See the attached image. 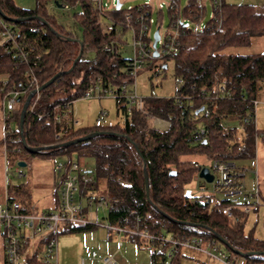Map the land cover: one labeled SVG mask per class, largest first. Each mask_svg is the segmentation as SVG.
<instances>
[{
	"label": "trees",
	"instance_id": "16d2710c",
	"mask_svg": "<svg viewBox=\"0 0 264 264\" xmlns=\"http://www.w3.org/2000/svg\"><path fill=\"white\" fill-rule=\"evenodd\" d=\"M53 3L75 11L73 18L80 35L58 24L48 13L46 6ZM0 8L7 18L17 20L6 21L18 29L20 43L34 47L33 57L41 56L36 67L31 63L17 68L14 51L0 46V82L2 76L8 75L10 88L17 86L25 80V70L34 68L41 87L58 73L68 72L77 61L72 71L40 92L33 112L29 108L25 114L23 131L20 120L26 99L21 101V106L13 113L14 137L22 136L25 140L18 144L8 142L9 153L67 157L68 162L74 161V155L91 157L96 164L94 188L106 193L109 199L105 217L109 224L153 234L202 237L225 247L231 255L255 252L257 254L241 257L246 264H264V240L256 238L254 230L246 229L249 215L237 214L231 220L225 213L215 211L219 203L215 204L213 199L201 195L189 204L186 195L187 185L199 173L195 165L198 162L186 157L199 156L207 161L247 160L255 157L256 139L261 136L264 142V132L255 128L254 121L244 122L253 109L252 101L264 96V53L225 52L229 48L247 46L252 38L264 36V7L228 4L222 0L203 31L196 32L191 27L182 29L179 52L166 62H173L175 78L182 80V84L177 85L176 95L192 96V102L145 98L143 111L135 109L128 115L124 102L116 99L123 124L93 128H74L72 114L67 109L72 101L79 100L99 81L104 90L132 82L131 59H125L120 53L123 43L120 36L125 29L120 30L107 20L106 24H100V14L94 11L91 0H37L35 10L19 8L14 0H0ZM168 13L172 20L173 14L181 12L177 7ZM199 14L196 0H189L180 17L193 19ZM162 15L163 12H158L157 24H161ZM107 18L122 20L123 14L115 11ZM110 45L114 51H105ZM217 95L220 98L213 100L216 110L206 119L200 109L212 108L213 101L209 97ZM153 119L168 121V129H156ZM202 126L209 129V134L204 140L195 141ZM93 133L100 134L69 147L37 153L29 151L57 146ZM10 200L16 201L13 196ZM54 208H57V199ZM92 228L65 226L60 234ZM218 237L239 254L222 244ZM132 239L144 245L140 239ZM149 244L153 248L150 264H165L169 248ZM183 257L182 251H177L171 264H181ZM2 264H7L5 259ZM27 264L43 263L33 255Z\"/></svg>",
	"mask_w": 264,
	"mask_h": 264
},
{
	"label": "built area",
	"instance_id": "2783aa9c",
	"mask_svg": "<svg viewBox=\"0 0 264 264\" xmlns=\"http://www.w3.org/2000/svg\"><path fill=\"white\" fill-rule=\"evenodd\" d=\"M127 1L129 0H91L94 11L100 14V24L107 20L110 25H117L120 30L124 28L125 32H131L133 44L132 58L129 65L132 82L104 90L99 84L101 81H99L96 85H91L81 98L101 99L111 93L115 99L124 102L127 114L131 115L135 109L143 111L144 98H140L136 94L135 79L152 59H156L153 47L154 35L152 36L151 34L152 25L155 24L153 15L163 12L165 6L159 0H144L143 4L123 8L124 3ZM208 1H210L213 8V13L209 19L211 20L215 16V10L219 8L222 0ZM196 3L200 14L190 19L180 17L184 10H181L177 0H168L167 9L175 11L179 7L181 13L173 14L172 20L170 19L168 32L162 34L160 32L161 29L159 30L158 58L163 60L171 59L179 52L182 29L191 27L194 31L199 32L206 28L207 23L203 24V19L206 13L207 0H196ZM118 5H120L119 8ZM188 5L189 1L185 8ZM115 11L123 14L122 20L107 18L110 13ZM19 39L20 35L15 25L9 24L0 16V46H4L7 51H14V57L18 62L17 68L20 65L27 66L31 63L36 67L41 56L33 57L34 47L21 44ZM105 51H114L113 46H106ZM157 73L159 71L155 70L154 76ZM221 73L222 70H219L218 74ZM24 75L26 76L25 80L20 81L17 86L12 88L9 86L8 75L2 76L0 82V95L3 99L2 119L4 122L3 144L5 153H8V142L11 141L18 144L25 140L22 136L14 137L16 129L12 127V122L14 121L13 113L21 106L22 100L27 99L30 94L34 93L27 108V111L30 108L33 112L34 106L40 97V84L35 69H26ZM176 83L181 85L182 80L177 78ZM192 87H195V85ZM203 97L208 98L206 95H203ZM219 98L220 95L213 98L209 97L212 101ZM174 99L179 103L183 101L189 103L192 102L193 97L176 95ZM76 102L77 100L72 101L67 109V112L72 114V126L74 128L80 126L79 121L75 118L74 107ZM252 104L253 109L244 122L246 124L253 120L256 128L257 112L261 106H264V97L254 99ZM215 108L214 101L212 108L204 106L203 116L206 119L211 118L216 110ZM105 114L104 112L102 117ZM208 134V128L200 127L195 135V141L204 140ZM257 140L258 138L256 139V146ZM195 165L199 169V173L194 177V180L202 179L199 176L201 170L208 168L213 176V180L210 183L215 185L213 192L223 196L222 200L214 199L213 195L205 194L207 191L205 185L198 187L202 196L213 199L215 204L219 203L216 206V212H223L229 219L234 220L237 214L251 215L259 207L264 206L258 190V182L256 181L257 188L255 191L249 192L244 182L248 170L239 166L236 162L217 159L211 161L208 166L200 163ZM16 172L20 177L23 175L18 169ZM54 175L53 194L55 199H57V208L54 211H36L34 207L30 205L23 206L19 201L10 200L8 197L3 202H0V237L3 241L4 259L7 264H27L28 259L33 255H37L43 264H59L58 239L62 228L65 226L105 227L118 236H129L130 238H138L144 243H156L161 247L166 246L169 250L165 264H171L174 254L179 250L203 253L220 264H246L243 257L231 255L225 252L221 246L202 237L186 238L170 234H153L147 230L114 226L107 221L106 224L101 221L98 222L96 221L97 211L108 209L109 199L103 191L95 190L94 174L82 167L78 161L68 162L67 160L66 162L58 161L55 163ZM255 175L257 176V171ZM194 198L188 197L187 203H192ZM122 246L123 241H120L119 247ZM96 257L97 253L93 252L92 258ZM103 262L104 264H117L111 258H105Z\"/></svg>",
	"mask_w": 264,
	"mask_h": 264
},
{
	"label": "rangeland",
	"instance_id": "374dc122",
	"mask_svg": "<svg viewBox=\"0 0 264 264\" xmlns=\"http://www.w3.org/2000/svg\"><path fill=\"white\" fill-rule=\"evenodd\" d=\"M107 1V0H106ZM144 0H129L124 3L123 8L128 6H137L143 4ZM164 3V10L161 24L158 23V13L153 15L155 24L152 25L151 34L154 35L156 29L160 27V32L165 34L169 30V13L167 9L168 0H159ZM189 0H179L181 10L187 6ZM16 6L22 9L35 10L37 0H14ZM228 4H253L264 7V0H225ZM48 13L53 15L58 24L65 26L75 35H80L81 31L76 25L73 18L74 10L60 8L53 4L46 6ZM213 8L210 1L207 0L206 13L204 15L203 24H206ZM106 24V21H103ZM122 46L120 53L125 59L132 58V34L130 31L125 32L122 37ZM234 54H254L264 53V36L252 38L251 43L247 46L233 47L225 51ZM166 60L156 58L152 59L149 64L139 73L135 79L136 94L140 98H174L177 92V83L172 61H167V67L161 69ZM157 73L154 76V71ZM264 97V96H263ZM261 97V98H263ZM3 108V99L0 95V202L5 200L6 194L13 196L16 201L34 207L36 211L49 212L54 211L55 197L54 191V165L58 161H67V157H57L52 155L41 154H12L5 153L2 140L3 125L1 117V109ZM75 118L79 121L78 128L117 127L123 124V116L118 115L116 107V99L108 93L101 99H85L77 100L74 107ZM106 113L103 117L102 114ZM153 126L158 130H167L169 122L160 119L152 120ZM160 123V124H159ZM231 125H237L232 123ZM12 127L15 128L14 121ZM256 129L264 132V108H260L256 117ZM256 157L236 161V164L248 170L245 177V185L249 192H254L257 188L261 197L264 199V142L260 136L257 140ZM190 160L208 166L211 161H207L199 156L186 157ZM75 161H80L82 167L88 169L92 173L95 171L96 164L93 158H79L74 155ZM19 162H25V167H19ZM17 169L23 173L20 177L16 172ZM257 171V176L255 172ZM94 174V173H93ZM200 185H205L207 191L205 194L213 195L214 199L222 200L223 196L215 194L214 184L207 183L203 179L194 180L186 187V195L190 198L201 195ZM94 215V213H93ZM92 215V216H93ZM107 209L97 211L96 221L106 224L105 217ZM264 206L260 207L259 213L249 215L246 225L247 230H254V236L264 240ZM123 241V246L119 247V242ZM58 258L59 264H104L105 258H111L117 264H150L151 253L153 248L150 244L144 243L140 246L136 240L129 236H118L114 232L109 231L105 227H94L92 229L74 232H62L58 239ZM228 253L225 247H221ZM97 253L96 258H92V253ZM184 257L181 264H220L210 259L207 255L190 250H182ZM4 255V256H3ZM5 258L3 250V241L0 237V264Z\"/></svg>",
	"mask_w": 264,
	"mask_h": 264
},
{
	"label": "water",
	"instance_id": "95a60500",
	"mask_svg": "<svg viewBox=\"0 0 264 264\" xmlns=\"http://www.w3.org/2000/svg\"><path fill=\"white\" fill-rule=\"evenodd\" d=\"M58 7L62 8L61 5H59ZM120 7V5H118V8ZM0 16L3 17L5 20H9V21H13V22H17V20H13V19H9L7 18L4 13L2 12L1 8H0ZM38 20L42 21L43 23L47 24L45 22V20H43L42 18H37ZM187 26V25H186ZM159 30L160 28L158 27L154 33V42H153V47L155 49L154 51V57L155 58H158L159 57V54L157 52V44L160 40V34H159ZM83 50V49H82ZM82 50H81V53H80V56L82 55ZM77 61H75V63L73 64L72 68L68 71H72L76 65ZM167 65H164V68H166ZM68 72H63V73H58L56 76H54L48 83H46L45 85L41 86L39 91H43L45 90L46 88H48L51 84H53L56 80H58L61 75L63 74H66ZM34 93L30 94L24 105H23V109H22V112H21V120H20V130L23 131V126H24V118H25V114L27 112V108L29 106V103L33 97ZM204 110V107H202L200 109V112H202ZM100 133H93V134H90V135H87L85 137H82V138H79V139H76L74 141H71V142H67V143H63V144H60V145H57V146H48V147H42V148H36V149H29V151L31 153H37V152H42V151H48V150H52V149H57V148H62V147H69V146H72V145H75L79 142H83L85 140H89L91 138H93L94 136H97L99 135ZM27 164L25 162H19L18 163V166L19 167H25ZM200 178L204 179L205 181H207L208 183L212 182L213 180V176L212 174L209 172V169L208 168H203L199 174ZM145 180H146V190H147V193H149V181H148V176H147V172L145 170ZM219 241L224 244L225 246L229 247L234 253L236 254H239L237 251H235L227 241H225L223 238L221 237H218ZM257 253L255 252H252V253H249V254H239L241 256H248V255H255Z\"/></svg>",
	"mask_w": 264,
	"mask_h": 264
},
{
	"label": "crops",
	"instance_id": "0c3cea01",
	"mask_svg": "<svg viewBox=\"0 0 264 264\" xmlns=\"http://www.w3.org/2000/svg\"><path fill=\"white\" fill-rule=\"evenodd\" d=\"M260 108H264V106H261ZM259 108V109H260ZM2 111H3V108L1 109V117H2ZM118 113V112H117ZM119 115V114H118ZM2 124H4V122H3V119H2ZM160 124V123H159ZM3 127H4V125H3ZM3 135H4V129H3ZM2 140H3V136H2ZM261 196V195H260ZM10 198V195L8 196V194H6V197H5V200H6V198ZM261 200L264 202V199L261 197ZM24 205V204H23ZM263 207V206H262ZM259 211H260V207H259V209L258 210H256V212H254V213H259ZM4 256V255H3ZM4 260V259H3Z\"/></svg>",
	"mask_w": 264,
	"mask_h": 264
}]
</instances>
